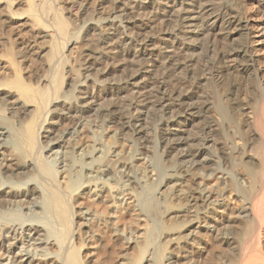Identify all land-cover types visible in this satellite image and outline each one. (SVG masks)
I'll use <instances>...</instances> for the list:
<instances>
[{
    "label": "bare ground",
    "instance_id": "6f19581e",
    "mask_svg": "<svg viewBox=\"0 0 264 264\" xmlns=\"http://www.w3.org/2000/svg\"><path fill=\"white\" fill-rule=\"evenodd\" d=\"M58 1L0 0V25L41 40L19 57L42 61L35 88L19 78L0 84L7 114L0 110V137L13 142L0 139V150L11 152L0 157V258L8 264H84L87 254L73 241L80 228L85 243L92 238L95 216L90 208L73 211L81 203H71L72 197L82 189L93 203L111 208L144 199L145 264H264V0H168L171 6L65 0L79 6L95 46L88 48L84 77L62 95L66 45L60 41L71 32ZM157 17L164 30L156 45L150 31ZM109 60L122 66L124 79L101 80L112 71ZM0 73L16 76L17 70L0 56ZM100 94L108 103L96 105ZM150 113L160 123V171L140 189V180L127 185L117 177L119 170L130 178L135 167L111 141L120 129L148 152L144 122ZM89 116L119 129L91 145L66 144V137L80 140ZM51 127L57 134L43 141L41 132ZM62 143L66 151L58 152ZM137 188H145L143 195Z\"/></svg>",
    "mask_w": 264,
    "mask_h": 264
},
{
    "label": "rangeland",
    "instance_id": "374dc122",
    "mask_svg": "<svg viewBox=\"0 0 264 264\" xmlns=\"http://www.w3.org/2000/svg\"><path fill=\"white\" fill-rule=\"evenodd\" d=\"M142 1V0H140ZM144 1V0H143ZM146 2H151L153 4L163 5L168 0H145ZM92 0H86V4L91 5L90 3ZM159 2V3H158ZM164 2V3H163ZM168 4V2H167ZM58 5L62 8V16L67 22V26L71 34L65 39L61 40L60 42L64 43V62L62 63L61 69V91L60 95L71 91L70 86L72 87L77 81L81 80L84 77L87 67V54L89 52L88 48L94 47L95 43L93 40L95 39V34L89 28L84 26V16L82 13L79 12L78 5H70L65 0L58 1ZM172 5V3L168 4ZM168 6V7H170ZM165 7V6H164ZM181 8L180 4H177L174 10ZM168 9V12L173 13L171 8ZM170 9V10H169ZM147 10V11H146ZM144 12L147 16H150V10L146 9ZM15 13L22 12L21 8H17L14 10ZM172 11V12H171ZM149 13V14H148ZM159 17H161L159 15ZM157 19L153 23V30L150 31L151 33L156 32V36L158 37L155 40L156 45L159 44V35L158 33L161 30H164L163 24L160 23V20ZM158 32V33H157ZM36 34H22L16 32L12 25H0V56L6 57L10 59L13 64L14 68L17 70L16 76H12L6 73H0V84L1 83H12L14 82L15 78H19L24 84L35 88L38 85V75L42 70V61L41 59L35 55H31L25 57V59H21L19 57V51H24L25 47L29 45V47H39L41 44V40L38 39V36L35 37ZM71 38V39H70ZM88 40L87 42H85ZM158 41V42H157ZM35 42V44H33ZM73 43L74 45H70ZM74 46V48H72ZM90 46V47H89ZM133 47V51H134ZM132 51V53H133ZM86 57V58H85ZM108 63L113 64L111 65L112 71L107 75L101 78V80L105 82H115L124 79L126 72L122 70V66L119 64L109 60ZM85 64V66H84ZM117 65V66H116ZM85 71V72H84ZM128 72V71H127ZM48 76L53 75V71H46ZM83 76V77H82ZM127 93V95H126ZM124 95L128 96L129 92L126 91ZM101 96L98 97L96 105L99 104H106L108 101H104L106 99L105 96L100 94ZM119 109L121 112L128 113L129 108L126 106H121ZM0 110L4 117L7 118V114L0 105ZM130 112V111H129ZM151 114V113H150ZM148 115L145 118L144 122V131L147 134L148 140L145 143V147H148V152L142 150L141 145L137 142H133L128 134L121 132L118 126L114 125L113 123L106 122L103 120H98L94 116H89L82 128V139H77L74 137H66L64 142L66 144H73L76 141L79 143H89L92 144L95 137L99 139H105L106 135L111 132H116L113 137L110 139L111 142H114L113 145L118 149L120 158L127 159L128 161H132L134 164V169L131 170L129 175L130 178H125L124 173L122 174L119 170L116 172L118 178H121L124 184L129 185L130 181H134L137 184L138 182L139 188L142 189L144 186L146 187L147 184L152 182V178L156 177L157 172H159V168L156 163L155 155H159L161 153V143H160V135H159V118L155 116V114ZM16 118H11V124L13 126L16 125L15 123ZM146 125V126H145ZM50 127L49 125H45L44 128L47 129ZM51 133L45 134V131L41 132V136L45 135L46 139H42L43 141H47L48 138H53L57 134V128L51 127ZM68 127H66L67 129ZM62 130V128H61ZM55 133V135L53 133ZM122 133V134H121ZM54 135V136H53ZM6 139L9 146H13L12 140L7 136H2L0 139ZM69 138V140H68ZM10 139V140H9ZM69 142V143H68ZM135 143V144H134ZM64 148H58V152L66 151L65 148L67 145L62 143ZM65 145V146H64ZM69 147V146H68ZM69 149V148H68ZM11 155L10 149L3 148L0 150V157L3 159L8 158ZM0 158V159H1ZM59 172L61 171L58 167H55ZM155 176V177H154ZM57 178L63 184L64 174H58ZM132 178V179H131ZM137 180V181H136ZM144 185V186H143ZM136 186V185H135ZM142 187V188H141ZM137 188V192L143 195V191ZM8 191V189H6ZM85 190H79V194L77 196L72 197L71 203L80 202L81 205L79 207H73V211L77 212L78 209L90 208L92 213H94L95 221L91 224L93 236L88 242L85 243L84 239L79 235L80 229H77L73 244L80 246L81 248V255L87 254L83 262L84 264H145V257L146 253L144 252L145 249V241L147 238V228L149 226V221L147 222L145 206L142 204L144 200H137L140 201L139 206H135L133 204L130 208L129 207H120L116 203L113 205V208L108 205L106 202H92L90 199H87V195L84 193ZM85 196H84V195ZM143 197V196H142ZM21 200H23L21 198ZM144 202V201H143ZM138 205V204H136ZM24 206H27L24 204ZM126 207V208H125ZM134 207V208H132ZM144 209V210H143ZM115 210V211H114ZM114 212V213H113ZM111 215V216H110ZM145 215V216H144ZM112 217V218H111ZM76 222H81V216L75 219ZM74 226H71V230H73ZM84 229H82L83 231ZM20 239V236L17 237ZM25 237H21V242H25ZM158 240V239H156ZM127 241V242H126ZM26 243V242H25ZM29 250L34 249V246L31 244H25ZM38 253L39 251L36 250ZM92 252V256L89 254ZM40 258V256H38ZM5 256H1L0 262L2 264H8L5 260ZM43 259V258H42ZM41 259V260H42ZM33 264H45L41 261H36Z\"/></svg>",
    "mask_w": 264,
    "mask_h": 264
}]
</instances>
